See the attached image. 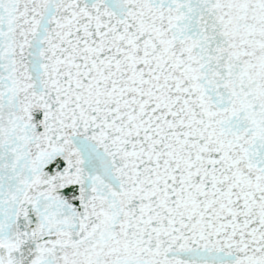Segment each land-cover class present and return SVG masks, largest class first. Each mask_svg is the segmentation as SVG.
Returning a JSON list of instances; mask_svg holds the SVG:
<instances>
[{
    "label": "snow or ice",
    "instance_id": "1",
    "mask_svg": "<svg viewBox=\"0 0 264 264\" xmlns=\"http://www.w3.org/2000/svg\"><path fill=\"white\" fill-rule=\"evenodd\" d=\"M0 264H264V0H0Z\"/></svg>",
    "mask_w": 264,
    "mask_h": 264
}]
</instances>
